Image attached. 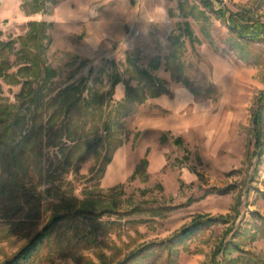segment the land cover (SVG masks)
<instances>
[{"label": "rangeland", "instance_id": "374dc122", "mask_svg": "<svg viewBox=\"0 0 264 264\" xmlns=\"http://www.w3.org/2000/svg\"><path fill=\"white\" fill-rule=\"evenodd\" d=\"M210 1L47 0L45 11L33 12V0H0V39L15 40L16 50L29 21L46 23L43 61L54 70L47 95L82 78L109 92L116 72L128 79V55L170 89L125 118L123 144L102 177L92 170L101 147L63 172L48 169L51 149L39 144L17 166L11 160L12 169L0 151V264L64 211L58 203L76 200L85 203L80 225L71 216L60 221L29 264H119L135 251L127 264L264 261V40L240 37L218 12L245 9L264 21V0ZM114 12L123 16L121 27L100 32V17ZM181 34L186 72L199 93L173 77L169 55ZM22 60L14 54L2 64L10 74L0 76V104L19 101L30 75L18 71ZM123 81L113 101L124 96ZM11 171L20 183L9 193ZM214 217L195 234L180 235ZM70 236L78 245L64 252Z\"/></svg>", "mask_w": 264, "mask_h": 264}, {"label": "trees", "instance_id": "16d2710c", "mask_svg": "<svg viewBox=\"0 0 264 264\" xmlns=\"http://www.w3.org/2000/svg\"><path fill=\"white\" fill-rule=\"evenodd\" d=\"M202 1L207 4L211 3L210 0ZM33 5V12L45 11L47 0H33ZM218 12L226 19L231 30L240 37L257 41L264 40V21L254 19L245 9L230 12L227 15V9L222 7ZM28 25L30 26L28 33L19 38L21 47L18 50H16L15 40L0 39V76L6 77L10 74L2 69V64H8L14 54L23 59L18 71L30 73L22 82L23 86L18 94L17 104H0V146L4 144L0 151H5L8 159L6 165L11 167L10 161L13 160L17 166V159L26 156L29 149L35 151L36 145L39 144L40 149H51L45 158V161H48V169L52 167L55 171L63 172L77 167L79 163L90 157L92 150L101 147L102 152L92 170L102 177L113 160L115 151L123 144L121 131L125 118L136 113L139 106L148 99L169 93L170 89L150 69L140 66L134 57L128 55L126 67L128 79L123 81L122 76L116 72L109 92L99 91L89 84L87 78H82L78 82L65 86L55 95L49 96L44 91V86L54 70L43 61L42 54L45 46L42 39L47 37L46 23L31 20ZM187 32L191 37L193 36L189 27H187ZM173 41L172 52L169 55L172 58L171 64L174 63L172 65L173 77L182 80L193 93H199L200 86L191 80L186 72L187 65L183 59L182 50L185 42L182 34L175 36ZM121 81L126 85L124 96L120 100L113 101L114 89ZM35 83H38L37 86ZM108 94L109 99H107ZM262 96H264V91H262ZM108 105L110 108L106 112ZM259 111L255 112V125L260 123ZM258 131L256 132L257 137L259 136ZM17 134L20 138L16 143ZM93 135V139H88ZM13 169L15 170L16 167ZM1 179H5L3 174H1ZM6 179L10 183L6 185V190L10 193L13 187L20 183V180L16 176V171H11ZM64 202L57 205L60 207L65 204L64 211L55 214L51 221L2 264H29L49 241L56 225L66 217H73L75 223L80 225L79 220L85 212V208L81 206L85 204L84 201ZM216 219L214 217L196 220L185 227L180 235L187 238L201 229L202 225ZM64 245H67V248L62 247L63 251L68 252L70 248L78 244L73 240V236H70ZM138 253L132 252L119 264H127L128 260L133 259ZM249 261L253 264H264V261L257 256H253V262Z\"/></svg>", "mask_w": 264, "mask_h": 264}, {"label": "crops", "instance_id": "0c3cea01", "mask_svg": "<svg viewBox=\"0 0 264 264\" xmlns=\"http://www.w3.org/2000/svg\"><path fill=\"white\" fill-rule=\"evenodd\" d=\"M72 14H74V12H72ZM121 17L123 16H116V12H114L113 17H109L108 15L101 16L98 22V25H97L98 28L100 29V32H103V31L105 32L110 27V24L117 25L119 28V26L123 23V20Z\"/></svg>", "mask_w": 264, "mask_h": 264}]
</instances>
